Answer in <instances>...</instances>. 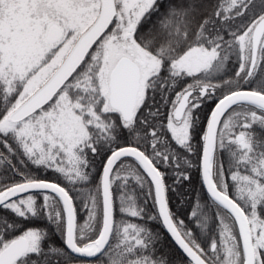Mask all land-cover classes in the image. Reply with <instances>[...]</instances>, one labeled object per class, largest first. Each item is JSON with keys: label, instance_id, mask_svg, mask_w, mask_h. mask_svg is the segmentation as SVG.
I'll return each instance as SVG.
<instances>
[{"label": "snow or ice", "instance_id": "obj_1", "mask_svg": "<svg viewBox=\"0 0 264 264\" xmlns=\"http://www.w3.org/2000/svg\"><path fill=\"white\" fill-rule=\"evenodd\" d=\"M0 264H264V0H0Z\"/></svg>", "mask_w": 264, "mask_h": 264}, {"label": "trees", "instance_id": "obj_2", "mask_svg": "<svg viewBox=\"0 0 264 264\" xmlns=\"http://www.w3.org/2000/svg\"><path fill=\"white\" fill-rule=\"evenodd\" d=\"M166 242L171 244V241L168 238H166Z\"/></svg>", "mask_w": 264, "mask_h": 264}]
</instances>
